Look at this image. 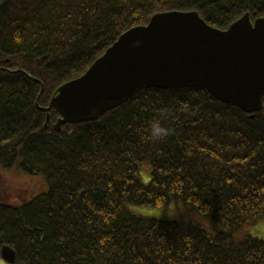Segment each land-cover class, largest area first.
I'll use <instances>...</instances> for the list:
<instances>
[{
    "label": "trees",
    "instance_id": "obj_1",
    "mask_svg": "<svg viewBox=\"0 0 264 264\" xmlns=\"http://www.w3.org/2000/svg\"><path fill=\"white\" fill-rule=\"evenodd\" d=\"M170 11L225 30L245 13L264 17V0H0V170L45 186L14 201L0 193V261L7 245L13 264H264V238L212 237L127 207L176 198L234 230L264 219L263 110L243 112L202 87L144 88L58 129L57 110L46 121L39 109L122 33ZM153 121L170 134L152 139Z\"/></svg>",
    "mask_w": 264,
    "mask_h": 264
},
{
    "label": "water",
    "instance_id": "obj_2",
    "mask_svg": "<svg viewBox=\"0 0 264 264\" xmlns=\"http://www.w3.org/2000/svg\"><path fill=\"white\" fill-rule=\"evenodd\" d=\"M205 88L246 113L264 111V17L245 13L221 30L196 11L161 12L122 33L84 74L57 88L47 107L64 123L93 120L144 88ZM5 245L0 264H13ZM5 262V263H4Z\"/></svg>",
    "mask_w": 264,
    "mask_h": 264
},
{
    "label": "rangeland",
    "instance_id": "obj_3",
    "mask_svg": "<svg viewBox=\"0 0 264 264\" xmlns=\"http://www.w3.org/2000/svg\"><path fill=\"white\" fill-rule=\"evenodd\" d=\"M150 173V166L143 163L138 168L137 177L142 183L146 184L150 181ZM44 188V182L39 176H29L20 172H15L14 170L9 172L0 170V193L3 194V197L7 200H20L19 197H22L26 191H31V195H34L44 191ZM127 207L129 211L134 214L154 219L183 218L186 221L199 224L212 237L224 233L229 238L235 240L242 239L247 235L264 238V219L257 223L244 226L241 229L234 230L223 227L207 218L189 211V209L176 198L170 199L161 207H147L140 205H129Z\"/></svg>",
    "mask_w": 264,
    "mask_h": 264
},
{
    "label": "clouds",
    "instance_id": "obj_4",
    "mask_svg": "<svg viewBox=\"0 0 264 264\" xmlns=\"http://www.w3.org/2000/svg\"><path fill=\"white\" fill-rule=\"evenodd\" d=\"M150 131H151V137L154 140L162 139V138H164L170 134L169 130L164 128L159 123V121H153L152 122Z\"/></svg>",
    "mask_w": 264,
    "mask_h": 264
}]
</instances>
